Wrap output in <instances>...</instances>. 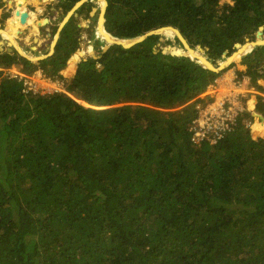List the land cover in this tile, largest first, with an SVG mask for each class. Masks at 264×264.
I'll list each match as a JSON object with an SVG mask.
<instances>
[{
	"label": "trees",
	"instance_id": "trees-1",
	"mask_svg": "<svg viewBox=\"0 0 264 264\" xmlns=\"http://www.w3.org/2000/svg\"><path fill=\"white\" fill-rule=\"evenodd\" d=\"M77 1L60 4L68 12ZM26 25L14 15L5 30ZM162 26L208 47L215 63L264 26V0H108L115 36ZM82 29L73 15L37 63L0 51L1 68L42 69L65 88L25 94L0 70V264H264V137L251 136L254 115L242 112L216 141L193 140L196 104L221 71L164 53L154 34L83 59L66 78ZM263 61L264 45L242 57L254 83ZM256 108L264 121L262 95Z\"/></svg>",
	"mask_w": 264,
	"mask_h": 264
},
{
	"label": "rangeland",
	"instance_id": "rangeland-1",
	"mask_svg": "<svg viewBox=\"0 0 264 264\" xmlns=\"http://www.w3.org/2000/svg\"><path fill=\"white\" fill-rule=\"evenodd\" d=\"M2 1L4 2V5L0 7V15L2 16L0 18V29L5 30L9 24V22H10V18L14 15L15 9L18 8L16 5L18 0H11V2L13 1V3L9 2L10 0H2ZM60 1L61 0H37L35 3L32 2V0H23L22 1V4L25 7V10H27L29 12L32 11V13H30V14H32L31 15L32 18H30V16H29L28 25L22 27L21 31L17 35L12 34L10 32L9 33L12 34L16 38L17 43H18V41H20L22 43V46L24 45L23 46L24 49H23L20 46V44L18 43V46L20 47V49L22 51L26 52L27 55L32 54V56L34 58H36L37 56H40V54L43 56L45 54L52 52L51 46L56 41V38L58 37L57 34L59 32L60 25L63 23V21L65 20L64 18L67 15V11L61 6ZM91 1L94 4V6L98 7V11L96 12V14L94 16H90L89 18H85V17L83 18V17H81L82 15L79 16L78 13H77V15H75V16H77V18L79 20V24L83 29H82V35L80 38L81 39L80 46H79L78 50L69 59V61L67 63V67H65L62 70V73L66 78L71 79L74 77L68 71L69 62L73 59V56L78 55V53L80 51L81 52L83 51L82 52L83 54H81V55L79 54L78 58H76L74 60L75 65H77V68H78V64L81 60L88 59L89 57H92L93 54L99 55L101 50H102L103 45L105 43H108L107 40L104 37H102L98 31L99 19H100L101 8H102V6L99 2L100 0H91ZM225 2H231V0H221L222 4ZM8 12H10V16H7ZM44 18H49V21L47 23L44 22ZM39 21L42 22V25H40V26L38 25ZM258 30H260V28ZM257 31L255 32L254 37H251V38L247 37L245 42L241 43V45L243 46L249 42L251 43V42H256V41H259L262 39L264 40V28L262 30L261 37L257 35ZM48 32L51 33V35H49ZM2 35L3 34L0 33V41H3L2 46L4 47V49H7L8 47L12 46L13 43L10 41L8 36H4V35L2 36ZM25 36H27V37L29 36V42L30 43H27L25 41V39H24ZM175 36L172 34L169 36L170 39H173L174 43L166 44V45H162V46H161V44H159L157 46H159L160 48H162L163 50H165L167 52H170L174 49H176L178 51L187 52V49L183 46L182 41H181V43L176 42ZM35 37L37 38V41L41 42V47L40 48L39 47L34 48L32 50V53H31V52H29V47L31 46V44H33L32 40ZM163 41H166V40H163ZM163 41H161V42H163ZM194 48H196V47H194ZM235 48H236V50L234 52L238 51L239 48L238 47H235ZM33 52L35 53V55L33 54ZM233 53H231V54L225 53L223 55V57L218 58L215 63L213 61L212 62L215 66H218L220 64L223 65L228 60V58H230L232 56ZM202 54L204 56L206 54V52L204 51ZM204 57L206 58V56H204ZM242 57H243V55L240 56L238 59H235L234 61L230 62V63L228 62L226 64V66L221 70V74L218 76V78L223 77V76L230 74V73L235 74L237 79H244V76L248 77V79L246 81H244V88H243V89H245V91L246 90L248 91V94H247L246 98L245 97L243 98V102L246 105V110L250 111L252 113V115H254V120L252 121V123L251 122L249 123L250 132H251V129L254 126V124L259 121V119L255 116L254 112H259V111H257V108H256V104L258 102V95H262V97H264V95H263L264 94V85L260 84V81L264 80V71L257 68L258 72L263 76H262V78L258 79L257 83H254L252 80L253 79L252 76L249 73H246L248 68L245 64L242 63ZM92 58H94V57H92ZM33 62L37 63L38 61H33ZM262 65L264 66V61H263ZM98 66L101 67L100 64H98ZM14 67L17 68V66H14ZM258 85H260L263 88V90L259 89ZM258 91L263 93V94L258 93ZM48 93H52V92H48ZM252 95H257L256 96L257 102L254 105V109L251 110L248 107L249 106L248 105V101H249L248 99L251 98ZM202 100L203 99H201L200 101H202ZM263 117H264V115H263ZM255 129H257V128L255 127L254 130ZM254 132L261 134V136H259V137H264V133H260L257 131H254ZM251 134H252V132H251Z\"/></svg>",
	"mask_w": 264,
	"mask_h": 264
},
{
	"label": "built area",
	"instance_id": "built-area-1",
	"mask_svg": "<svg viewBox=\"0 0 264 264\" xmlns=\"http://www.w3.org/2000/svg\"><path fill=\"white\" fill-rule=\"evenodd\" d=\"M0 70L8 78L21 81L22 92L25 94L65 91L61 80L45 75L42 69L32 73H24L14 66L0 67ZM228 75L231 77L230 82L225 81ZM247 79V76H244V79H237L235 74L230 73L217 77L208 86L207 91L201 95L203 100L196 104L198 113L191 126L195 142L208 137L211 141H216L223 137L227 130L233 128L239 115L246 110L243 98H246L248 91L243 88Z\"/></svg>",
	"mask_w": 264,
	"mask_h": 264
},
{
	"label": "water",
	"instance_id": "water-1",
	"mask_svg": "<svg viewBox=\"0 0 264 264\" xmlns=\"http://www.w3.org/2000/svg\"><path fill=\"white\" fill-rule=\"evenodd\" d=\"M87 1H89V0H79V1H77L76 3H75V5L68 11V13H67V15H66V17L64 18L65 20L63 21V24H61L60 25V28H59V32H58V38H59V35H60V31L62 30V28H63V26L65 25V23L73 16V15H77V10H78V8L82 5V4H84L85 2H87ZM9 2H11V0L9 1ZM107 6H108V0H105V8H104V10L101 8V15H100V19H99V25H100V23H102V25H103V27L105 28V29H107L106 28V9H107ZM98 11V7H96V6H93V8H92V10L90 11V16H94L95 14H96V12ZM14 15H16V16H18V17H20V21L22 22V23H26L27 22V20H28V18H29V16H30V13H29V11H27V10H20L19 8H16L15 9V12H14ZM13 15V16H14ZM44 20L46 21V23L49 21V18H44ZM101 20H102V22H101ZM38 25L40 26V25H42V22H38ZM79 26H80V24H79ZM263 28H264V26H260V30H258L257 31V35L258 36H260L261 37V35H262V30H263ZM108 31H110L111 33L113 32L111 29H107ZM168 31H172V35H176V36H178L179 38H180V40L182 41V44H183V46L187 49V52H184V51H178V50H176V51H174V50H172V51H170V53L171 54H175V55H186V56H189V57H191L192 59H196L200 64H202L203 66H205L206 68H209V69H211V70H213V71H217V72H220L226 65H222V64H220V65H218V66H215L214 64H213V62H212V60L208 57V54L206 53L204 56H206V60H204V62H201V60H200V58L199 57H197V56H193L191 53H190V49H192V51H196V52H198L199 54H202L205 50H208L209 48L208 47H203L202 45H197L196 46V48H193L190 44H189V42H188V40L183 36V34H182V32L178 29V28H176V27H174V26H162V27H159V28H156V29H154V30H150V31H148L147 33H145V34H142V35H139V36H135V37H128V38H120V37H118V39H120V40H122V41H120V42H108V43H105L104 45H103V47H102V50H101V52H100V54L99 55H95V54H93L92 55V57H94V58H96V59H98L99 57H101L102 56V54L104 53V52H106L109 48H110V46H112V45H121L122 47H124V48H129V47H132L133 45H135V44H137V43H139V42H141V41H143V40H145L148 36H151V35H154V34H157V35H160V41H163V40H167V39H169L170 37V35L171 34H169L168 33ZM49 35H51V33H49ZM58 38H57V40H58ZM35 40L37 41V38H35ZM124 40H128L129 42H124ZM2 44H3V41H0V51H4V47L2 46ZM160 43H158V45H159ZM241 45V43L240 42H236L235 43V45H234V47H238L239 48V46ZM258 45H264V40L263 41H261V42H259V43H257L254 47H252L250 50H248V51H246V52H242V54H241V56L242 55H245V54H247V53H249V52H251L252 50H253V48H255L256 46H258ZM12 46L22 55V56H25V57H27L28 59H30V60H32V61H35V60H33V59H31V58H29L27 55H26V53L24 52V51H22L21 49H19V48H17L16 46H14L13 44H12ZM12 46H10V47H8L7 48V50L9 51V52H12L13 50H14V48L12 47ZM180 50V49H179ZM54 51H55V49H54ZM54 51H52V52H50V53H48V54H45V55H43V57L41 56V57H39L36 61H39V60H41V59H44V58H47L48 56H50V55H52L53 53H54ZM163 52L164 53H167V51H165V50H163ZM203 55V54H202ZM86 60V59H85ZM251 136H252V138H258V137H256L255 135H253V134H251Z\"/></svg>",
	"mask_w": 264,
	"mask_h": 264
},
{
	"label": "bare ground",
	"instance_id": "bare-ground-1",
	"mask_svg": "<svg viewBox=\"0 0 264 264\" xmlns=\"http://www.w3.org/2000/svg\"><path fill=\"white\" fill-rule=\"evenodd\" d=\"M100 2V4H101V6H102V9L104 10V8H105V0H100L99 1ZM11 3H13V1L11 2ZM16 5H18V2L16 3ZM34 13V12H33ZM32 15V14H31ZM44 22H46L45 20H44ZM101 22H102V20H101ZM63 24V23H62ZM66 24V23H65ZM98 31H99V34L102 36V37H104L106 40H107V42H120V41H122V40H120V39H118V37L117 36H115V35H113L112 33H110L107 29H105L104 27H103V25H102V23H100V25H99V29H98ZM0 33L1 34H3L4 36H8V38L10 39V41L13 43V45H15L17 48H19L20 49V47L18 46V43H17V41H16V38L12 35V34H10L9 33V31H7V30H3V29H0ZM168 33L169 34H172V31H168ZM2 35V36H3ZM57 39V38H56ZM261 41H263V40H261ZM261 41H256V42H249V43H247L246 45H240L239 46V49H238V51H236V52H234L233 54H232V56L230 57V58H228V60L223 64V65H226L228 62L230 63V62H232V61H234L235 59H238L240 56H241V54H242V52H246V51H248V50H250L252 47H254L257 43H259V42H261ZM56 42H57V40L54 42L55 44H56ZM124 42H129L128 40H124ZM54 47H55V45H54ZM55 49V48H54ZM54 49H53V51H54ZM91 51V50H90ZM83 52V51H82ZM26 53V52H25ZM190 53L193 55V56H197V57H199L200 58V60H201V62H204V60H206V58L202 55V54H199L198 52H196V51H192V49H190ZM27 55V54H26ZM29 58H31V59H33V60H37L39 57H41L42 55L40 54V56H37L36 58H34L33 56H32V54H29V55H27ZM43 57V56H42ZM264 69V66L262 67V70ZM225 81L226 82H230L231 81V77H230V75H228L227 77H225ZM250 101V100H249ZM248 105H249V102H248ZM249 107V106H248ZM250 108V107H249ZM254 114L255 115H257V114H259L258 112H254ZM259 122H261V121H259ZM257 128V129H255L254 130V128ZM253 130V131H252ZM262 130V131H261ZM264 126L263 125H259V124H255L253 127H252V129H251V132L252 133H256V132H254V131H257V132H260V133H264Z\"/></svg>",
	"mask_w": 264,
	"mask_h": 264
},
{
	"label": "crops",
	"instance_id": "crops-1",
	"mask_svg": "<svg viewBox=\"0 0 264 264\" xmlns=\"http://www.w3.org/2000/svg\"><path fill=\"white\" fill-rule=\"evenodd\" d=\"M29 13H32V11H30ZM68 13V12H67ZM2 16L0 15V18H1ZM32 34V33H31ZM48 34H49V32H48ZM60 36V35H59ZM36 38V37H35ZM35 38L32 40L33 41V44H31V46L29 47V52H31L32 53V50L34 49V48H37V47H41V42L40 41H36L35 40ZM58 38V37H57ZM25 41L27 42V43H30L29 42V36L27 37V36H25ZM18 40V39H17ZM57 40V39H56ZM58 41V40H57ZM18 43L20 44V46L23 48V46H22V43L20 42V41H18ZM56 44H57V42H56ZM56 44L54 43L51 47V50L53 51V49H54V45L56 46ZM28 47V46H27ZM24 49V48H23ZM28 50V49H27ZM33 54L35 55V53L33 52ZM76 69H77V65H75V67L73 68V70H72V72H71V74L74 76L75 75V71H76ZM69 70V69H68ZM260 84L261 85H264V80H262V81H260ZM256 92V91H255ZM258 93H260V94H263V93H261V92H259L258 91ZM264 95V94H263ZM256 96L257 95H252L251 96V98H249L248 100H250V99H254L255 100V104H256V102H257V98H256ZM254 104V105H255ZM252 110V109H251ZM260 120V119H259ZM259 122V121H258ZM257 122V123H258ZM264 121H262V123H263ZM257 123H255V124H257ZM254 124V125H255ZM264 124V123H263ZM259 125H261V124H259ZM264 126V125H263Z\"/></svg>",
	"mask_w": 264,
	"mask_h": 264
},
{
	"label": "flooded vegetation",
	"instance_id": "flooded-vegetation-1",
	"mask_svg": "<svg viewBox=\"0 0 264 264\" xmlns=\"http://www.w3.org/2000/svg\"><path fill=\"white\" fill-rule=\"evenodd\" d=\"M30 18H32L31 14H30ZM34 19V18H33ZM264 70V69H263Z\"/></svg>",
	"mask_w": 264,
	"mask_h": 264
}]
</instances>
